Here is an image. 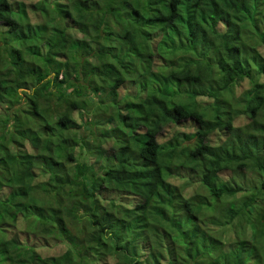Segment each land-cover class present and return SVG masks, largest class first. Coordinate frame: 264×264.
Returning a JSON list of instances; mask_svg holds the SVG:
<instances>
[{
	"label": "trees",
	"instance_id": "obj_1",
	"mask_svg": "<svg viewBox=\"0 0 264 264\" xmlns=\"http://www.w3.org/2000/svg\"><path fill=\"white\" fill-rule=\"evenodd\" d=\"M26 1L0 0V264H264V0Z\"/></svg>",
	"mask_w": 264,
	"mask_h": 264
},
{
	"label": "rangeland",
	"instance_id": "obj_2",
	"mask_svg": "<svg viewBox=\"0 0 264 264\" xmlns=\"http://www.w3.org/2000/svg\"><path fill=\"white\" fill-rule=\"evenodd\" d=\"M25 2H27L26 0H24ZM258 49H259V51L263 54V49L261 48V47H258ZM245 81H243L242 82V84L240 85V86H237V87H234L233 88V92H234V95L235 96H239L240 94L239 93H241L242 91L241 90H243V88H245ZM199 97H201L199 100L202 102V103H204V104H206V102H207V98L203 95H201V96H199ZM238 119L236 120L237 122H240V123H243V122H245L247 119H244L243 118V116H238L237 117ZM179 130L180 131H184V132H192V129L190 128V127H188L186 124L185 125H183V126H181L180 128H179ZM211 136V135H210ZM216 138V136H213V138H211L210 139V141H213V139H215ZM227 175V173H224V174H222V176L223 177H225Z\"/></svg>",
	"mask_w": 264,
	"mask_h": 264
}]
</instances>
